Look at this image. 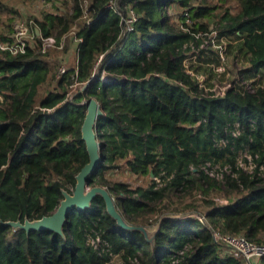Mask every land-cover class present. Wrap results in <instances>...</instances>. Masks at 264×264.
I'll return each mask as SVG.
<instances>
[{"label": "trees", "instance_id": "1", "mask_svg": "<svg viewBox=\"0 0 264 264\" xmlns=\"http://www.w3.org/2000/svg\"><path fill=\"white\" fill-rule=\"evenodd\" d=\"M70 1L34 17L42 36L80 39L76 63L64 72L39 51V37L23 52L0 48L8 85L0 100V264H106L113 254L128 264H244L214 234L264 242V84L216 93L209 76L204 90L197 73L210 74L220 58L198 59L212 21L216 37L229 41L227 55L245 56V77L264 69V0H119L137 16L124 35L106 0H88L85 18L82 0ZM173 6L188 11L187 29L168 13ZM4 10L0 42H10L18 11L0 1ZM91 97L102 109L101 162L87 182L109 190L132 228L118 224L100 194L70 210L62 233L4 223L50 214L62 191H72L89 160L80 128ZM244 147L250 170L237 163ZM119 160L146 184L109 181L105 173ZM219 161L230 167L221 179L202 168Z\"/></svg>", "mask_w": 264, "mask_h": 264}, {"label": "rangeland", "instance_id": "2", "mask_svg": "<svg viewBox=\"0 0 264 264\" xmlns=\"http://www.w3.org/2000/svg\"><path fill=\"white\" fill-rule=\"evenodd\" d=\"M1 2L11 5L14 7L18 14H15L14 19L12 21V27H14V22L18 18H21V20L34 18V17H40L42 11L44 10H50L53 8V6H57L61 9L65 8L64 0H49L48 3H42L39 0H0ZM88 1V0H87ZM71 1L69 0V5ZM233 10V8H232ZM182 9L179 7H168V13L173 16L175 20L180 21V16L182 13ZM9 15L7 10H4L0 13V30L4 29L3 24L8 23L6 20V17ZM23 18V19H22ZM191 18V17H190ZM35 19V18H34ZM192 22V19H191ZM215 24L214 22H210L208 25L209 33H207V38L204 39V41L200 44L201 47L205 49L204 55L202 54L200 59H198L200 62L205 61L208 59L205 54H209L208 56L218 54L220 58V63L215 65L212 72L208 73H197L198 79L200 82L204 81V87L203 89H208L207 86H205L206 77L209 76V82L212 83V86L209 87V89L214 90L216 93H221L222 90L227 87L235 85L239 86L241 85L243 88H249L251 89L252 86H258L261 84H264V69L259 70L258 72H253L254 75L250 77H245L243 74L244 69L248 66V62L245 59V56L239 53V51H236L232 54L226 53L227 47L226 43L229 42L228 39L225 37H216V32L214 30ZM6 29H8L6 27ZM203 35L205 33H202ZM69 35V33L64 35L63 39V47L67 45L66 49H59L56 47H52L48 49L50 53L51 59L57 60V68L60 66H64L65 68L70 67L75 64V54L73 52V46L74 41L72 40L71 36H68L66 39V36ZM209 40V41H206ZM66 42V43H65ZM195 59V58H194ZM54 60V61H56ZM197 59H195L196 63L198 62ZM186 62H188L186 60ZM56 64V63H55ZM56 67V66H55ZM55 70V71H56ZM2 83V84H1ZM6 82L2 81L0 79V100L4 97V91L8 88V85H5ZM234 133H238L240 131V128L237 127V124L234 125L233 128ZM237 163L238 165L243 166L247 170H250L254 166L253 159L251 155L248 153L247 148H241L237 153ZM117 167L113 169H109L105 174L109 181L112 180H122L125 182H128L130 186H136L138 184H146L148 177L136 175L128 170V168L125 165V162L123 160L117 161ZM205 171H207L210 175L214 176L217 179H221L223 177L224 172H229L230 167L228 164H222L221 161L213 164L208 165V163L202 167ZM259 169L262 170V173H264V163L260 164ZM156 180L159 181V178H156ZM197 196H201L198 194ZM218 197H215L217 199ZM220 202H224L225 199L218 198ZM193 216H199V214L195 213L194 211L190 212ZM89 241L91 243H94V240L92 238H89ZM134 263L138 264L139 261L134 260ZM106 264H128L123 261V259L117 255L113 254L109 262Z\"/></svg>", "mask_w": 264, "mask_h": 264}, {"label": "water", "instance_id": "3", "mask_svg": "<svg viewBox=\"0 0 264 264\" xmlns=\"http://www.w3.org/2000/svg\"><path fill=\"white\" fill-rule=\"evenodd\" d=\"M84 102L86 103V112L80 129L81 138L85 142L89 160L75 175L76 181L72 191H62L63 198L60 200L56 209L50 214L43 215L42 217L34 220L25 219L23 222L19 220H6L4 223L13 227L23 228L27 232L30 230L47 229L57 233H62V226L70 210L89 206L93 197L96 194H100L103 197L108 213L117 220L118 224L123 227L132 228V226H129L122 218L114 204L109 190L105 186L96 184L92 186L88 185V176L95 171L101 162L99 152L100 143L97 140L95 133V122L97 117L102 114V109L100 104L93 97ZM189 216L193 217L191 214H189ZM141 229L144 230L143 228Z\"/></svg>", "mask_w": 264, "mask_h": 264}, {"label": "built area", "instance_id": "4", "mask_svg": "<svg viewBox=\"0 0 264 264\" xmlns=\"http://www.w3.org/2000/svg\"><path fill=\"white\" fill-rule=\"evenodd\" d=\"M44 3L46 0H39ZM87 0H82V16L85 18L88 15ZM105 6L115 11L120 19L121 33L124 35L127 31L132 30L133 24L137 16L131 6L121 5L119 0H106ZM23 19V18H22ZM181 27L187 29L184 23H191V18L187 10H183L180 16ZM198 35V34H197ZM64 36V35H63ZM10 42H0L1 49H8L12 53L23 52L26 46L36 43V37H39V51L45 53L52 47L61 48L63 46V38L57 41L54 35L42 36L35 25L34 18L23 19L18 18L14 22V31L11 34ZM58 73L65 71L64 66L58 68ZM198 77V75H197ZM215 239H219L228 248V252L235 257H242L245 261L252 258L264 257V242L255 243L248 240L243 234H214Z\"/></svg>", "mask_w": 264, "mask_h": 264}, {"label": "crops", "instance_id": "5", "mask_svg": "<svg viewBox=\"0 0 264 264\" xmlns=\"http://www.w3.org/2000/svg\"><path fill=\"white\" fill-rule=\"evenodd\" d=\"M69 35L66 36V38L68 37ZM62 38L64 39V36H62ZM80 39L78 38H74L73 37V41H74V46H73V52L75 54V63H76V43L79 41ZM62 48V47H61ZM60 49V48H59ZM244 264H261L257 258H252L248 261H244Z\"/></svg>", "mask_w": 264, "mask_h": 264}]
</instances>
